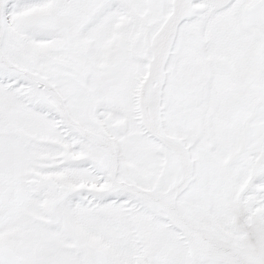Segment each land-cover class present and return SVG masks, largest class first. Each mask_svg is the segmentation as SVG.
<instances>
[{"label": "snow or ice", "instance_id": "snow-or-ice-1", "mask_svg": "<svg viewBox=\"0 0 264 264\" xmlns=\"http://www.w3.org/2000/svg\"><path fill=\"white\" fill-rule=\"evenodd\" d=\"M0 264H264V0H0Z\"/></svg>", "mask_w": 264, "mask_h": 264}]
</instances>
